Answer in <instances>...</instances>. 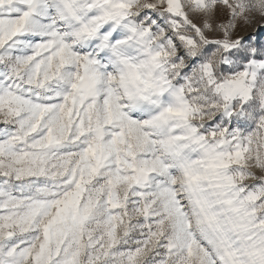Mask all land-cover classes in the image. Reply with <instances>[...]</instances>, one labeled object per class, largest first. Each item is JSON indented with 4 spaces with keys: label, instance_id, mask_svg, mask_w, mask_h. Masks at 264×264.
<instances>
[{
    "label": "snow or ice",
    "instance_id": "1",
    "mask_svg": "<svg viewBox=\"0 0 264 264\" xmlns=\"http://www.w3.org/2000/svg\"><path fill=\"white\" fill-rule=\"evenodd\" d=\"M0 264H264V0H0Z\"/></svg>",
    "mask_w": 264,
    "mask_h": 264
}]
</instances>
